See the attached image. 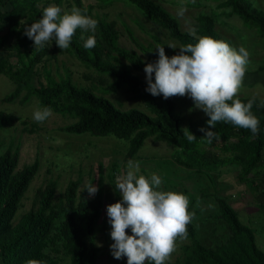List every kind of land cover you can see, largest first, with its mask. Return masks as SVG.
<instances>
[{"label": "trees", "instance_id": "1", "mask_svg": "<svg viewBox=\"0 0 264 264\" xmlns=\"http://www.w3.org/2000/svg\"><path fill=\"white\" fill-rule=\"evenodd\" d=\"M64 1L0 0V74L15 86L3 100L14 102L20 98L22 103H26L35 97L41 109L49 107L52 112L73 119V122L61 127V131L76 136L87 134L121 140L126 144V159L134 158L145 140L153 137L155 141L173 145L174 161L194 173L205 174L212 179V173L221 174L224 168H234L239 181L255 194L259 210L264 213V99L238 97L243 103L254 100L251 111L260 122L258 135L254 136L250 130L230 123L218 122L211 130L218 134L219 139L209 144L200 131L202 127H209V117L205 115L188 120L178 109L174 97L165 100L162 95L152 96L145 90L147 81L139 72L145 73V64L154 63L158 52L139 42L130 29L129 37L138 50L123 47L119 42L117 23L94 12L92 4L72 0L82 14L98 21L94 34L77 29L66 50H61L55 41L49 42L52 49L48 45L34 50L33 41L24 35V26L36 22L42 17L43 9L52 4L62 9ZM98 1L107 5L123 1L135 6L181 46L195 45L202 36L229 44L227 38L218 32L217 25L222 13L234 16L245 27L256 30L264 49V10L255 6L253 0H186L188 6L205 7L197 16L195 36L182 29L178 17L160 0ZM63 13L62 10L61 15ZM89 35L95 36L96 45L85 49L83 45ZM164 49L169 57L179 52V48ZM139 51L146 54L147 59ZM62 54L72 56L98 72L101 81L107 82L102 94L76 85L70 74L59 80L52 77L45 61L48 57L56 58ZM39 63L44 66L47 81L39 80L36 86L30 83V78ZM121 89L132 93L149 111L123 109L105 97V94ZM18 122L20 117L0 110V263L27 264L29 260H37L42 264H62L65 261V264H98L102 250L96 243L97 226L105 205V189L101 183L98 192L91 197L87 190H81V176L71 179L57 198L58 182L51 179L37 189L33 206L14 222L21 201L40 168L39 160H35L18 169L19 150L12 146L6 150L2 148L1 132ZM28 122L22 121L23 124ZM185 128L197 137L195 141L190 143L187 140L183 134ZM25 131L33 132L34 129L25 127ZM117 172L118 164L114 163L108 176L116 202L121 200L120 193L115 189ZM89 183H92L91 180ZM217 203L220 218L229 229L226 240L213 247L206 246L198 238L192 220L187 226L186 238L190 241L184 245L182 257L168 264H264V251L257 244L256 229L240 220L238 210L228 199L217 196Z\"/></svg>", "mask_w": 264, "mask_h": 264}, {"label": "rangeland", "instance_id": "2", "mask_svg": "<svg viewBox=\"0 0 264 264\" xmlns=\"http://www.w3.org/2000/svg\"><path fill=\"white\" fill-rule=\"evenodd\" d=\"M86 5L92 4L94 12L108 20H114L120 32V44L127 49H136L135 43L128 34L130 29L137 40L145 46L152 47L157 52V46L170 48L174 45L180 48L178 41L168 35L155 23L150 21L145 14L135 6L123 1H115L111 4H103L98 0H83ZM159 1V0H158ZM161 4L178 17L183 30L195 29L198 14L205 9L203 6H188L186 0H160ZM255 6L264 10V0H253ZM214 4V3H211ZM54 5V4H52ZM72 0H65L62 5L63 12H70L74 8ZM76 8V7H75ZM185 8L187 11L183 18L177 15L178 10ZM222 12V9H219ZM218 32L227 38L229 45L234 49L244 47L249 53V62L246 66V74L239 96H254L264 99V49L259 34L254 29L245 27L237 17H229L221 14ZM49 45V49H52ZM140 54L147 59L146 54ZM158 57L155 58V61ZM47 68L52 77L59 80L71 75L72 81L83 87L93 89L97 94H102V89L107 82L101 81L99 73L87 68L77 59L67 54L56 58L46 59ZM43 64L39 63L35 74L30 78V83L38 85L39 80L46 82ZM38 71V72H37ZM146 80V73L139 72ZM89 77V78H87ZM104 84H103V83ZM255 83V84H253ZM252 84V85H251ZM245 85V86H244ZM14 84L0 74V110L20 117V122L14 126L5 128L1 132L2 148L6 150L10 146L19 150L18 169L39 160L40 168L26 191L14 222L18 221L22 214L27 212L35 202V194L39 187L45 186L49 180L58 182L57 198L62 195L71 179L82 177L85 185L91 182L99 186L101 183L105 189V205L102 216L97 226L96 243L102 252L98 264H122L126 257L115 259L110 250L113 243L108 223L107 206L115 203V192L109 178L110 168L114 163L118 164V177L126 174L129 161L139 164L137 176L144 175L150 178L153 173L162 179L160 190L183 193L189 198V210L194 213L193 222L196 225L197 236L206 246H215L222 243L229 236V229L224 220L220 218L217 196L228 199L233 207L238 210L240 220L256 229V241L264 251V213L259 210L258 200L255 194L238 179L237 170L224 168L221 174L212 173L210 177L205 174L194 173L182 168L173 159L174 146L163 141H155L148 137L134 158L126 159V144L113 137H93L90 135L76 136L60 130L61 127L73 122L68 116L52 112L43 123L33 120V111L41 108L37 98H32L22 103L18 98L14 102H5L3 97L14 90ZM117 107L123 109L140 108L149 111L145 104L133 97L126 89L116 93L105 94ZM178 109L189 120L205 117L202 110L194 107L193 101L185 97H174ZM28 120V124H23ZM25 127L34 129L33 132L25 131ZM264 190V189H263ZM205 195V197H203ZM92 197V196H91ZM131 235L130 229L127 230ZM190 240L188 238L176 241V250L172 253L169 262H175L183 255V248ZM63 262L62 264H65Z\"/></svg>", "mask_w": 264, "mask_h": 264}, {"label": "clouds", "instance_id": "3", "mask_svg": "<svg viewBox=\"0 0 264 264\" xmlns=\"http://www.w3.org/2000/svg\"><path fill=\"white\" fill-rule=\"evenodd\" d=\"M186 11L181 8L177 15L183 18ZM61 13V7L50 5L43 9L41 18L24 26V35L33 41L34 50L45 48L50 41L66 50L77 29L95 33L98 21L82 14L79 8ZM189 35L195 36V30L189 29ZM95 45V36L89 35L83 46L91 49ZM168 47L176 49L174 45ZM156 50L158 59L144 67L145 90L152 96L162 95L165 100L189 97L194 107L209 117V127L200 128L204 133L202 138L209 144L219 139L211 130L218 122L250 130L254 136L259 134V119L251 111L254 100L243 103L238 98L250 56L244 47L237 50L225 41L202 36L195 45H182L171 57L166 55L164 46H157ZM50 116L49 107L37 108L32 114L37 123H43ZM183 134L190 143L197 138L187 128ZM138 172L139 164L129 161L126 174L118 177L115 184L121 200L107 206L113 241L111 254L117 260L126 257L127 264H168L176 250V241L187 237V226L194 213L188 210L190 201L186 195L160 190V176L153 173L147 178L137 176ZM84 190L94 196L98 186L89 183ZM129 229L131 235L127 232ZM27 264L42 262L29 260Z\"/></svg>", "mask_w": 264, "mask_h": 264}, {"label": "crops", "instance_id": "4", "mask_svg": "<svg viewBox=\"0 0 264 264\" xmlns=\"http://www.w3.org/2000/svg\"><path fill=\"white\" fill-rule=\"evenodd\" d=\"M1 264V263H0Z\"/></svg>", "mask_w": 264, "mask_h": 264}]
</instances>
